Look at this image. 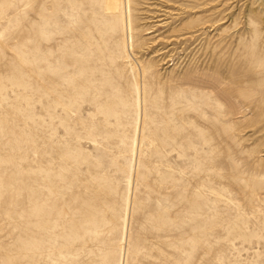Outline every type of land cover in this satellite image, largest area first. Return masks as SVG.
<instances>
[{
	"label": "rangeland",
	"instance_id": "obj_1",
	"mask_svg": "<svg viewBox=\"0 0 264 264\" xmlns=\"http://www.w3.org/2000/svg\"><path fill=\"white\" fill-rule=\"evenodd\" d=\"M0 264H264V0H0Z\"/></svg>",
	"mask_w": 264,
	"mask_h": 264
},
{
	"label": "bare ground",
	"instance_id": "obj_2",
	"mask_svg": "<svg viewBox=\"0 0 264 264\" xmlns=\"http://www.w3.org/2000/svg\"><path fill=\"white\" fill-rule=\"evenodd\" d=\"M124 14L126 15L127 14V9L125 7V11H124ZM127 18V17H126ZM129 54L131 55V51L129 50ZM140 83H141V79H140ZM137 94H138V98H139V107H140V110H141V90H140V87H138V91H137ZM137 123H138V129H140V125L142 123V115L140 114L139 117H138V120H137ZM135 157H136V153H135ZM128 208H129V205H128ZM123 255H124V249H123Z\"/></svg>",
	"mask_w": 264,
	"mask_h": 264
}]
</instances>
